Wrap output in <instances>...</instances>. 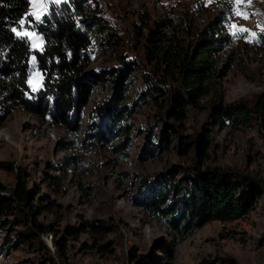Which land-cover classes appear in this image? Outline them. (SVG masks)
Listing matches in <instances>:
<instances>
[{
    "label": "rangeland",
    "instance_id": "rangeland-1",
    "mask_svg": "<svg viewBox=\"0 0 264 264\" xmlns=\"http://www.w3.org/2000/svg\"><path fill=\"white\" fill-rule=\"evenodd\" d=\"M29 1L19 34L30 41L34 52H42L44 41L36 25L53 7L69 0ZM87 2L88 17L95 15L106 30L104 39L96 34L91 39V62L83 78L93 92L80 116V131L52 124L49 118L18 106H11L4 118V104H0V185L10 195L21 181L33 194L35 206L33 212L21 207L22 212L7 216L5 231L0 224V264H138L134 254L149 256L152 264L225 259L264 264V111L254 109L264 100V0ZM164 20L174 22L186 46L201 40L213 23L221 25L214 39L227 38L216 66L218 96L212 93L199 107L188 108L180 121L171 118L167 103L178 86L166 84L150 62H142L148 36L145 23L153 26ZM124 61L134 63V70L126 73ZM30 74L32 91H40L44 76L35 55ZM157 74L164 80L161 95L169 94L158 101L140 100L148 90L145 80ZM118 95L126 99L118 107L128 135L95 138L96 110ZM218 103L245 104L252 110L250 120L224 128L214 113ZM124 107L129 109L123 111ZM165 132L169 136L165 150H150L148 136L156 134L159 146ZM206 172L231 173L252 183L256 191L252 209L241 219L211 221L180 238L166 221L139 205L150 188H159L164 179L175 177L177 183L193 188L195 173ZM32 214L41 229L35 228ZM92 222H101L109 230L88 231L87 223ZM68 227L78 230V240L67 235ZM31 232L37 235L36 246L22 237ZM62 239L64 251L59 246Z\"/></svg>",
    "mask_w": 264,
    "mask_h": 264
},
{
    "label": "trees",
    "instance_id": "trees-1",
    "mask_svg": "<svg viewBox=\"0 0 264 264\" xmlns=\"http://www.w3.org/2000/svg\"><path fill=\"white\" fill-rule=\"evenodd\" d=\"M29 7V0H0V99L3 98L0 104H4V118L12 107L18 106L43 119L49 118L52 124L79 132L80 116L93 92V86L83 78L86 67L91 62V39L95 34L104 39L106 26L95 15L88 17L87 0H69L62 6L53 7L50 14L36 25V32L43 37L44 45L42 52H34L30 41L19 34L22 26L19 21L25 19ZM144 26L148 30V36L142 62H150L166 84L171 81L178 86L167 99L172 119L180 121V117H185L188 108L199 107L201 101L212 93L218 96L219 89L215 86L216 66L220 63L218 56L225 48L227 40L222 35L214 39L220 32L221 25L218 27L213 23L201 40L188 46L179 40L172 20L155 22L153 26L148 21ZM33 55L44 76L43 87L38 92L32 91L30 85ZM124 63L126 73L134 70V63ZM121 69L118 71H122ZM164 80L158 74L145 80L148 90L141 93L139 99L149 97L158 101L160 96L168 95L169 93L161 95ZM125 101V98L118 95L114 102L96 110L97 122L93 128L95 138L104 140L122 132L128 135L123 129L124 115L118 107L123 106ZM139 103L140 101L137 104ZM263 105L264 100H260L254 109L263 113ZM214 107L217 122L224 128L250 120L252 110L245 104L224 107L218 103ZM128 109L129 107H124L123 111ZM103 128H106L105 131L99 133ZM148 137L150 150L156 147L165 150L169 137L167 132L161 137L159 146L155 144L156 134ZM204 137L207 138L205 135ZM205 146L201 145V152ZM176 180L171 177L159 182V188L151 187L148 197L139 202V205L153 217L166 221L177 237L184 238L211 221L231 222L241 219L252 209L255 187H252V183L240 181L231 173H195L193 188L190 184L184 185ZM21 207L24 212L27 209L33 212L35 208L33 194L26 189L25 184L20 181L14 194L10 195L0 185L2 231L7 228L4 219L15 210L22 212ZM32 216L35 228L41 229L36 215ZM87 227L88 231L96 234L109 230L101 222L87 223ZM66 232L78 240L76 228L68 227ZM22 237L30 239L29 242L34 246L38 244L37 235L33 232L22 234ZM59 246L64 251V239L59 242ZM132 256L138 264H152L149 256ZM168 256L172 258L171 254ZM200 264L236 262L232 259H225L220 263L206 260Z\"/></svg>",
    "mask_w": 264,
    "mask_h": 264
},
{
    "label": "snow or ice",
    "instance_id": "snow-or-ice-1",
    "mask_svg": "<svg viewBox=\"0 0 264 264\" xmlns=\"http://www.w3.org/2000/svg\"><path fill=\"white\" fill-rule=\"evenodd\" d=\"M33 2L35 3L36 0H33ZM53 2L54 3H59L60 0H53ZM231 2H232V0H229V3H231ZM236 2L239 3L240 0H236ZM249 2H251V0H249ZM33 15H35V13H33ZM36 18L39 19V16H37ZM19 23L22 25V24H24V21L23 20H20ZM13 31H15V29H13Z\"/></svg>",
    "mask_w": 264,
    "mask_h": 264
}]
</instances>
